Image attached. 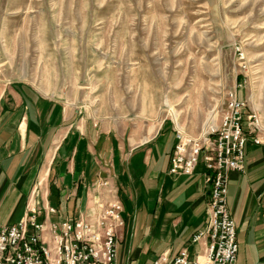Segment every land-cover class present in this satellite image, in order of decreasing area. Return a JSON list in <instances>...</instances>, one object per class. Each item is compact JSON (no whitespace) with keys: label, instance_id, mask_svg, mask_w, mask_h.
<instances>
[{"label":"rangeland","instance_id":"rangeland-1","mask_svg":"<svg viewBox=\"0 0 264 264\" xmlns=\"http://www.w3.org/2000/svg\"><path fill=\"white\" fill-rule=\"evenodd\" d=\"M19 79L96 119L193 136L237 90L264 125V0H0V81Z\"/></svg>","mask_w":264,"mask_h":264},{"label":"crops","instance_id":"crops-1","mask_svg":"<svg viewBox=\"0 0 264 264\" xmlns=\"http://www.w3.org/2000/svg\"><path fill=\"white\" fill-rule=\"evenodd\" d=\"M177 141L175 124L164 120L140 127L96 119L32 82L1 80L0 225L17 223L33 204L58 209L49 222L96 215L97 198L120 200L118 264L119 242L127 238L129 264L141 257L164 264L184 248L204 259L209 239L192 238L207 225L211 172L201 161L191 175L170 173ZM245 152V169L230 172L227 197L237 227L236 264H264V136L250 140ZM136 230L146 244L132 240Z\"/></svg>","mask_w":264,"mask_h":264},{"label":"built area","instance_id":"built-area-1","mask_svg":"<svg viewBox=\"0 0 264 264\" xmlns=\"http://www.w3.org/2000/svg\"><path fill=\"white\" fill-rule=\"evenodd\" d=\"M225 105L218 124L209 125L197 136L175 125L178 141L171 156L170 173L191 175L201 161L211 172L207 225L192 238L194 243L203 238L209 240L204 259L184 248L176 256L165 258L164 264L237 262V227L227 198L230 172L245 169L247 142L253 138L260 143L264 125L258 110H248L247 101L237 90L229 92ZM96 204L101 208L96 215L61 217L49 222L47 218L56 215L58 209L33 204L17 223L0 225V264H118L117 237L125 225L123 204L120 200L103 203L99 198ZM43 214L44 219L39 220Z\"/></svg>","mask_w":264,"mask_h":264},{"label":"bare ground","instance_id":"bare-ground-1","mask_svg":"<svg viewBox=\"0 0 264 264\" xmlns=\"http://www.w3.org/2000/svg\"><path fill=\"white\" fill-rule=\"evenodd\" d=\"M217 107H216V109H214V111H213V113L211 115L210 120L208 121V123L206 124V126L203 128L202 131L206 130L208 128V126L211 125V124H214V125H217L218 124L217 120H218L219 111H218V108ZM178 129H180L181 131H184V132L188 133L186 129H182V128H179V127H178Z\"/></svg>","mask_w":264,"mask_h":264}]
</instances>
